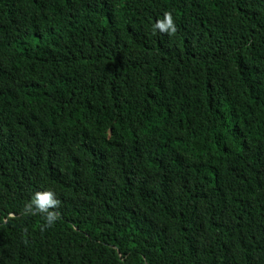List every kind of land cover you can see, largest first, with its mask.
<instances>
[{"label": "trees", "instance_id": "16d2710c", "mask_svg": "<svg viewBox=\"0 0 264 264\" xmlns=\"http://www.w3.org/2000/svg\"><path fill=\"white\" fill-rule=\"evenodd\" d=\"M0 264H264V0H0Z\"/></svg>", "mask_w": 264, "mask_h": 264}, {"label": "clouds", "instance_id": "9594fccd", "mask_svg": "<svg viewBox=\"0 0 264 264\" xmlns=\"http://www.w3.org/2000/svg\"><path fill=\"white\" fill-rule=\"evenodd\" d=\"M152 31H159L169 35L176 32V25L170 12L165 11L162 16L157 17L152 24ZM60 204L56 193L52 188L36 190L30 199L24 204L23 211L26 214H40L46 225H53L60 216L58 206Z\"/></svg>", "mask_w": 264, "mask_h": 264}]
</instances>
